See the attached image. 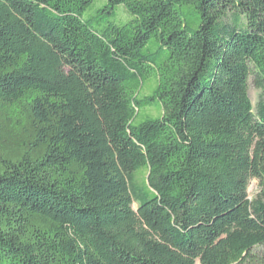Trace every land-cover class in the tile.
I'll use <instances>...</instances> for the list:
<instances>
[{
  "label": "trees",
  "instance_id": "obj_1",
  "mask_svg": "<svg viewBox=\"0 0 264 264\" xmlns=\"http://www.w3.org/2000/svg\"><path fill=\"white\" fill-rule=\"evenodd\" d=\"M93 1L0 0V264H264V0Z\"/></svg>",
  "mask_w": 264,
  "mask_h": 264
},
{
  "label": "rangeland",
  "instance_id": "obj_2",
  "mask_svg": "<svg viewBox=\"0 0 264 264\" xmlns=\"http://www.w3.org/2000/svg\"><path fill=\"white\" fill-rule=\"evenodd\" d=\"M108 4V0H94L91 6L87 9L84 19L86 21H90V23L97 29H102L107 26L109 22H115L117 24H123L129 21L133 16L130 15L126 8L123 5H119L115 8V14L112 15L107 13V9L105 8ZM120 17V18H119ZM123 20V21H120ZM154 87V83H151L143 90V94H149ZM261 91L256 88L251 81L250 83V97L253 102V105L256 106ZM147 113L152 116H158L159 111L155 107H151L147 109ZM249 197L250 199H255L260 192L259 182L257 180H252L250 183L249 189ZM134 208H137V205H134ZM257 253H264V248L260 247L256 249Z\"/></svg>",
  "mask_w": 264,
  "mask_h": 264
}]
</instances>
